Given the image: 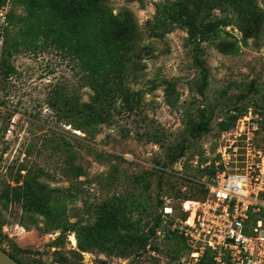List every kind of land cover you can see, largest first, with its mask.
Segmentation results:
<instances>
[{
	"label": "rangeland",
	"instance_id": "rangeland-1",
	"mask_svg": "<svg viewBox=\"0 0 264 264\" xmlns=\"http://www.w3.org/2000/svg\"><path fill=\"white\" fill-rule=\"evenodd\" d=\"M24 1L0 0V248L21 264H216L192 260L178 220L246 155L264 160V0H67L101 4L117 41L137 32L138 80L100 122L79 62L40 25L24 36Z\"/></svg>",
	"mask_w": 264,
	"mask_h": 264
},
{
	"label": "trees",
	"instance_id": "trees-1",
	"mask_svg": "<svg viewBox=\"0 0 264 264\" xmlns=\"http://www.w3.org/2000/svg\"><path fill=\"white\" fill-rule=\"evenodd\" d=\"M24 2L29 14L24 36L34 35L29 28L31 23L40 25V36L49 33L55 43L79 62L86 83L95 93L91 104L82 106L87 114L93 115L92 119L90 114L92 122H100L104 113L113 114L114 106L128 92V86L138 80V75L131 71L141 60V54L135 53L136 29L126 41L115 40L109 27L110 17L97 1L80 5L67 0ZM198 66L207 79L203 63L198 62Z\"/></svg>",
	"mask_w": 264,
	"mask_h": 264
},
{
	"label": "built area",
	"instance_id": "built-area-1",
	"mask_svg": "<svg viewBox=\"0 0 264 264\" xmlns=\"http://www.w3.org/2000/svg\"><path fill=\"white\" fill-rule=\"evenodd\" d=\"M13 128L14 121L8 135ZM246 156L243 167L208 186L205 202L182 205L188 217L178 231L196 263L209 253L216 264H264V160ZM163 211L172 216L174 209Z\"/></svg>",
	"mask_w": 264,
	"mask_h": 264
},
{
	"label": "water",
	"instance_id": "water-1",
	"mask_svg": "<svg viewBox=\"0 0 264 264\" xmlns=\"http://www.w3.org/2000/svg\"><path fill=\"white\" fill-rule=\"evenodd\" d=\"M0 264H21L0 248Z\"/></svg>",
	"mask_w": 264,
	"mask_h": 264
}]
</instances>
